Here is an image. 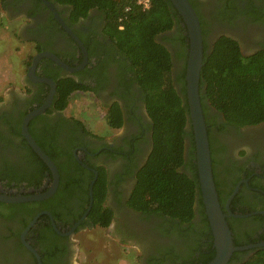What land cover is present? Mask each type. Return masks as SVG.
Here are the masks:
<instances>
[{"label": "flooded vegetation", "instance_id": "flooded-vegetation-1", "mask_svg": "<svg viewBox=\"0 0 264 264\" xmlns=\"http://www.w3.org/2000/svg\"><path fill=\"white\" fill-rule=\"evenodd\" d=\"M47 1L83 43L86 61L74 73L62 69L48 57L40 58L37 63L36 77L52 79L55 91L48 108L29 121L28 131L35 141L39 140L51 152L45 153L57 168L58 182L55 191L41 200L18 203L0 200V264H37L23 240L38 254L39 249L45 252L39 254L41 262L51 251L55 254L47 256L48 264H83L75 260L80 249L73 236L93 226L87 224L85 216L71 230L89 205L88 183L91 174L94 177L91 169L96 170L98 176L102 167L107 178L105 204L113 209V218L105 229L121 250L126 249L128 253L134 249L133 257L139 260V264H202L203 256L210 252L209 241L213 246V236L210 226L212 238L206 236L202 222L205 209L201 198L196 200L193 218L200 232L197 242L171 232L170 225L163 218L141 214L126 205L136 172L151 149V120L145 110L144 94L139 84L132 78L116 47L104 35V15L97 9H91L86 17L68 24L65 19L69 16V6ZM189 1L199 19L204 54L211 51L214 41L220 36L235 40L243 55L264 48V0ZM5 2L2 6L13 14V19L19 16L25 19L20 22V32L22 37L34 43L31 59L38 52L48 51L70 66L82 64L85 58L83 51L43 0ZM172 8L176 10L173 5ZM176 12L178 16H174L171 27L158 34L156 40L171 54L173 84L181 93L183 85L180 79L183 76L185 80L188 38L186 25ZM25 73V81L19 86L22 92L12 88L0 94V194L3 195L36 194L53 183L49 168L21 133L24 115L44 102L51 87L30 78L27 69ZM60 76H72L77 82L89 86L90 89L76 90L72 94L87 93L92 97V111L103 121L109 109L114 104L118 105L122 125L111 128L106 124L108 133L94 132L80 117L66 113L67 107L58 109L52 101ZM204 113L214 182L217 178L221 194H228L224 209L228 197L237 189L228 206H234L235 211L246 208L254 212L247 217L227 216L233 219L237 233L246 231L251 240H257L252 243L264 242L260 239L264 237V120L254 125L235 126L225 124L222 114L211 106H205ZM186 130L182 170L188 172L193 153L190 124ZM5 174L18 178V181L9 182L1 177ZM37 215L33 225L24 231ZM253 215L259 217L251 219ZM243 218L246 220L239 222ZM201 228L203 230H199ZM256 249L246 250L241 255L246 258Z\"/></svg>", "mask_w": 264, "mask_h": 264}, {"label": "trees", "instance_id": "trees-1", "mask_svg": "<svg viewBox=\"0 0 264 264\" xmlns=\"http://www.w3.org/2000/svg\"><path fill=\"white\" fill-rule=\"evenodd\" d=\"M1 1L4 3L6 0ZM52 1L69 6V16L65 19L68 24L86 17L91 9H97L104 15L105 37L116 47L144 94L145 110L151 120V149L136 172L135 183L126 199L127 207L141 214H155L168 222L171 232L185 240L197 242L200 232L193 223V218L195 203L198 197L201 198V193L194 161L192 131L189 133L193 142L191 162L189 160L188 172L182 170L184 142L188 134L186 128L190 123L185 80L183 76L180 79L183 85L181 94L173 84L171 54L156 40L158 34L171 27L174 16H178L176 10L168 0H150V6L145 9L137 4V0ZM127 6L129 10L124 12ZM30 61L31 57L28 65ZM202 62L199 98L203 113L205 106H211L222 114L225 124L235 126L254 125L264 120V48L243 55L235 40L220 36L214 41L210 52H203ZM85 89L90 88L77 82L72 76H60L56 81V94L52 102L58 109H65L72 92ZM104 121L111 128L122 125L123 118L118 105L114 104L109 109ZM205 123L208 132L206 119ZM36 142L44 152L51 154L39 140ZM29 151L32 153V150ZM33 156L38 158L36 154ZM1 177L7 178L9 182L14 179L18 181V178L10 174ZM92 178L91 174L90 181ZM215 185L222 211L226 212L224 202L228 194H221L217 178ZM106 190V172L102 167L93 184V202L86 215L89 226L106 228L113 218V209L105 204ZM229 207L233 213L238 214L251 211L246 208L235 211L234 206ZM258 217L259 215H253L250 218ZM202 218L206 236L211 239L204 212ZM244 219L246 220L239 219V222L243 223ZM232 220L226 216L235 245L257 241L251 240L246 231L237 233ZM209 242L210 252L203 256L202 264H206L215 254L212 242ZM199 247L201 246L197 248ZM245 251L233 252L228 264H264V246L257 248L246 258L241 255ZM42 252L45 253L39 249L40 255ZM54 254L51 251L46 253L48 257ZM47 256L43 258V264H48Z\"/></svg>", "mask_w": 264, "mask_h": 264}, {"label": "water", "instance_id": "water-1", "mask_svg": "<svg viewBox=\"0 0 264 264\" xmlns=\"http://www.w3.org/2000/svg\"><path fill=\"white\" fill-rule=\"evenodd\" d=\"M53 11V14L63 29L74 39V41L79 45L81 50L84 53V59L81 65L78 66H70L66 64L64 61L59 59L55 54L48 51H41L36 53L32 59L31 64L27 68V74L33 80H37L40 82H44L50 85V91L44 100V102L37 108L26 113L21 122V133L25 137L27 143L33 149V151L40 157V159L47 165L49 168L52 177L53 183L52 185L43 192L36 194H28V195H3L0 194V200L4 202L10 203H18V202H26L33 200H41L49 197L56 189L58 182V171L49 157L37 144L35 139L31 136L28 131V123L29 121L36 115L42 113L51 103L54 91L55 84L52 79L47 77H36L35 69L37 63L40 58L48 57L52 61H54L57 65H59L62 69L66 70L69 73H74L79 70L86 61V49L78 38V36L66 25L61 16L58 15L54 6L49 3L47 0H43ZM172 5L181 15L187 29V38H188V55L186 60L185 67V89H186V100L188 105V116L190 120V126L193 132V139L195 144V162L197 167V174L199 180V187L201 193L202 203L204 205L205 213L207 216V220L209 222V226L211 229V233L213 236V247L215 250V254L211 260H209L206 264H228L233 252L235 251H244L253 248H259L264 246V242L260 243H251L246 245H235L233 243L232 234L229 229L228 223L226 221V216L233 215L236 217H247L254 212L244 213V214H234L231 212L228 204L231 198L236 193L237 189H235L231 195L228 197L226 202V211L227 213L222 211L220 206V202L218 199V194L215 188V182L212 173L211 166V155H210V147H209V139L207 134V127L202 111V106L199 98V74L200 69L202 67V58H203V41H202V32L199 23L198 16L190 3L189 0H170ZM94 172V177L92 178L89 185V205L80 220H78L71 231L76 227V225L87 215L88 211L93 202L92 197V188L93 184L97 178V171L91 169ZM49 216L51 214L46 212ZM38 217L35 216L34 219L29 223L26 231L31 225H33L34 221ZM23 243L27 247L28 250L32 252L37 260V264H42L41 259L37 251L27 242L23 240Z\"/></svg>", "mask_w": 264, "mask_h": 264}, {"label": "rangeland", "instance_id": "rangeland-1", "mask_svg": "<svg viewBox=\"0 0 264 264\" xmlns=\"http://www.w3.org/2000/svg\"><path fill=\"white\" fill-rule=\"evenodd\" d=\"M7 3V2H5ZM0 0V94H5L10 89L19 88L25 76L30 57L34 53V43L21 36L20 22L24 17L13 19L8 11L4 10ZM92 97L87 93L75 92L70 95L66 113L74 114L85 122L94 132L108 133L109 127L105 121L95 116L92 111ZM110 132V131H109ZM74 239L79 242L77 260L83 264H139L133 257L134 249L121 250L113 240L107 229L97 226L82 229L74 234ZM126 251V252H125ZM127 253V254H126ZM75 258V257H74Z\"/></svg>", "mask_w": 264, "mask_h": 264}, {"label": "built area", "instance_id": "built-area-1", "mask_svg": "<svg viewBox=\"0 0 264 264\" xmlns=\"http://www.w3.org/2000/svg\"><path fill=\"white\" fill-rule=\"evenodd\" d=\"M137 4H140L142 8H148L150 6V0H137ZM129 10V6L124 8V12ZM121 20V18L119 19Z\"/></svg>", "mask_w": 264, "mask_h": 264}]
</instances>
